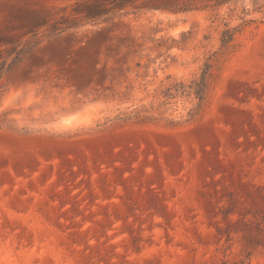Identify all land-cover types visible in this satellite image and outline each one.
Segmentation results:
<instances>
[{"label": "rangeland", "instance_id": "rangeland-1", "mask_svg": "<svg viewBox=\"0 0 264 264\" xmlns=\"http://www.w3.org/2000/svg\"><path fill=\"white\" fill-rule=\"evenodd\" d=\"M0 264H264V0H0Z\"/></svg>", "mask_w": 264, "mask_h": 264}, {"label": "trees", "instance_id": "trees-1", "mask_svg": "<svg viewBox=\"0 0 264 264\" xmlns=\"http://www.w3.org/2000/svg\"><path fill=\"white\" fill-rule=\"evenodd\" d=\"M232 36H233V34L229 30H225L223 32V35H222V38H221L222 46H225L229 42H231L232 41Z\"/></svg>", "mask_w": 264, "mask_h": 264}]
</instances>
